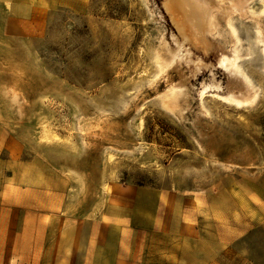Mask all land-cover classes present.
Masks as SVG:
<instances>
[{
  "label": "rangeland",
  "instance_id": "374dc122",
  "mask_svg": "<svg viewBox=\"0 0 264 264\" xmlns=\"http://www.w3.org/2000/svg\"><path fill=\"white\" fill-rule=\"evenodd\" d=\"M205 1L216 26L201 42L165 0L57 7L37 35L4 33L0 6L4 134L54 168L76 216L124 191L123 264H264V233L238 224L230 239L211 219L264 179V0Z\"/></svg>",
  "mask_w": 264,
  "mask_h": 264
},
{
  "label": "crops",
  "instance_id": "0c3cea01",
  "mask_svg": "<svg viewBox=\"0 0 264 264\" xmlns=\"http://www.w3.org/2000/svg\"><path fill=\"white\" fill-rule=\"evenodd\" d=\"M84 2L0 0L2 30L6 33L13 23L20 33L41 34L50 10ZM21 153L0 121V264H123L124 232L133 229L134 214L124 191L115 187L97 213L76 216L66 207L67 185L59 182L54 168L39 156L24 158ZM252 185H242L237 216L234 206L222 221L211 216L228 225L230 239L239 233L238 224L264 233V179ZM158 223L154 218L155 227ZM218 254L211 255V264H219ZM227 256H235L234 250L228 249ZM249 264L258 262L251 259Z\"/></svg>",
  "mask_w": 264,
  "mask_h": 264
},
{
  "label": "bare ground",
  "instance_id": "6f19581e",
  "mask_svg": "<svg viewBox=\"0 0 264 264\" xmlns=\"http://www.w3.org/2000/svg\"><path fill=\"white\" fill-rule=\"evenodd\" d=\"M202 1L206 2L205 0H165L164 7L172 15V18L175 24L177 25L178 30L182 33V35L180 36H183L184 39L191 40V41L198 40V42L204 41L203 34L205 33V31L211 30L212 28L216 26L215 17L211 14L207 5ZM184 39L183 40L181 39L182 42H184ZM187 40L186 42H188ZM261 40L264 41V38H262ZM181 49H184V48H181ZM186 50L188 51L189 49H186ZM225 59L226 57L222 59V62H224Z\"/></svg>",
  "mask_w": 264,
  "mask_h": 264
}]
</instances>
